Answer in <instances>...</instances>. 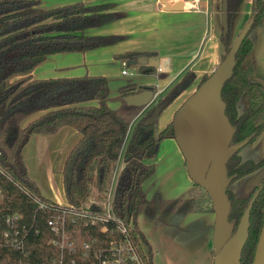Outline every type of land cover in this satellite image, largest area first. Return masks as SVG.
Listing matches in <instances>:
<instances>
[{"label": "trees", "instance_id": "16d2710c", "mask_svg": "<svg viewBox=\"0 0 264 264\" xmlns=\"http://www.w3.org/2000/svg\"><path fill=\"white\" fill-rule=\"evenodd\" d=\"M242 1L225 0L226 24H220L218 36L223 49L221 60L232 44L229 41L230 18ZM263 16L264 0H251L246 21L248 31L234 54L230 74L220 89L224 115L233 129L229 143L232 146L251 144L263 127L257 123V118L264 109V87L250 79L251 68L242 64L251 48L248 34L261 23ZM114 17L107 3L74 2L47 8L38 0H0V167L6 174V177L0 175V226L4 227L5 217L18 214V222L12 221L10 225L16 229L17 223L23 225L25 232L20 247L0 244V264H56L58 260L57 248L47 244L52 236L45 224L49 211L38 209L36 202L24 191L45 202L51 200L41 195L25 167L18 165V160L31 135H52L63 126L79 133V139L69 150L61 169L65 201L75 209H99L97 204L87 203L90 185L101 194L113 165L116 161L121 162L112 210L127 225L129 236L144 263L152 264L150 248L136 222L137 214L151 217L154 212L153 201L147 198L143 183L153 175L155 165L144 163V160L153 158L157 141L171 138L172 127L169 122L155 135L154 122L144 125L143 121L155 105L164 100L169 104L183 89L176 91L177 85H171L157 93L154 102L142 109L127 105L124 97L152 87L125 84L110 96L108 81L101 75L31 77V71L48 55L80 53L113 43L116 40L113 35L84 38L81 34L84 29L101 25ZM139 55L127 52L117 57L127 60ZM138 70L151 72L146 67ZM205 79L203 77L197 86ZM241 98L245 99V106L239 112ZM109 101H116L118 105L111 108ZM38 112L37 117L22 125L24 119ZM238 152L239 149L225 164L228 180L225 195L229 202L227 221L231 224V233L234 232L243 210L258 190L249 210L247 236L239 257V264H251L264 219V175L259 184L243 197L230 192L229 185L262 166L264 156L254 161L242 159ZM193 188L188 198L161 201L160 211L183 213L194 210ZM131 195L134 199L128 212ZM67 231L76 251L64 253L61 264H88V256L82 258L78 250L83 241L99 237L97 227L84 226L82 221L75 220L68 222Z\"/></svg>", "mask_w": 264, "mask_h": 264}, {"label": "crops", "instance_id": "0c3cea01", "mask_svg": "<svg viewBox=\"0 0 264 264\" xmlns=\"http://www.w3.org/2000/svg\"><path fill=\"white\" fill-rule=\"evenodd\" d=\"M38 1L42 7L47 8L74 2L85 4L107 3L109 4V11L115 17L101 25L84 29L81 35L84 38L113 35L116 40L111 44L80 53L48 55L43 62L31 71L33 79L73 77L84 74L101 75L106 78L112 74L108 73L105 66L110 65L116 58L120 62H128L130 59L122 60L117 57L127 52L140 53L141 55L134 58L139 61L130 64L134 70V74L131 75L132 79L126 80L127 77H122L124 82L117 84L118 86L113 89V92L111 91V96L115 95L118 87L125 84H133L136 87H152L150 90L157 94L169 86L179 83L182 78L189 74L187 77H191L189 83L191 85L181 91L158 114L157 117L160 118V121L157 131H160L167 123L171 122L173 113L179 107V104L193 92L199 81L203 77H207L221 60L223 49L218 38L221 0H180L182 6L178 10L163 9L160 0ZM174 1H169V3L172 4ZM250 3L251 0L242 1L237 12L230 18L229 28L238 26L237 30H239L246 23L250 12ZM230 37L231 35L229 41L233 42L232 37L231 39ZM249 39L251 48L242 64L251 68L250 79L264 87V16L261 23L250 33ZM141 67L150 68L151 72H140L138 69ZM108 105L115 108L118 103L109 101ZM39 114L40 112L32 114L23 121L22 125H25ZM257 123L263 125L262 131L251 144L259 142L264 136V109L258 116ZM33 135L29 137V140ZM36 135L38 136L34 137L36 146L44 151V153L39 154L41 159L44 157L45 152L54 151L57 158L50 170H55L60 174L57 181L62 187V165L69 150L79 139V133L71 127L63 126L50 137ZM165 139L174 142L172 138ZM179 155L181 156V153ZM158 156H161V153ZM29 158L30 153H22L21 149L20 161L25 170ZM57 159H59L58 166L56 165ZM122 165L121 162L116 161L113 167L118 171ZM51 173H47L48 179H51ZM29 178L32 179L31 176ZM186 180L187 184L183 185L185 188V192H183L186 193L185 197L164 196L159 201L188 198L193 187L192 182L189 179ZM33 181L37 185L36 181ZM52 181L54 182L53 179ZM174 188L176 187H169V189ZM233 194L236 195L234 192ZM42 196L59 204L67 203L65 198L62 202H58L52 198ZM95 198L97 197H92L90 191L87 203L96 200ZM160 202L158 204L159 211L157 210L151 217L143 213L136 216L137 227L150 248L152 264H212L213 209L206 208L207 210L199 212L200 215L197 214L198 212L194 213V210L183 213L161 212ZM198 219L200 220L199 225H191L192 221Z\"/></svg>", "mask_w": 264, "mask_h": 264}, {"label": "water", "instance_id": "95a60500", "mask_svg": "<svg viewBox=\"0 0 264 264\" xmlns=\"http://www.w3.org/2000/svg\"><path fill=\"white\" fill-rule=\"evenodd\" d=\"M160 0L165 10L181 9L182 2L175 0ZM220 24H226L225 0H221ZM249 23L246 22L225 53L223 59L213 71L201 82L193 92L179 105L171 119V138L178 147L189 179L209 196L214 211L212 231V264H239L242 246L247 236L248 214L252 202L258 192L256 190L247 203L242 215L231 233V224L227 221L229 202L225 195L228 180L225 164L230 156L241 145H229L233 129L225 115L220 89L224 80L229 76L234 62V54L247 33ZM138 59H130L133 64ZM191 82L186 77L175 87L176 91L184 89ZM156 93L148 88L124 97L127 105L145 108L155 100ZM168 100L155 105L150 114L144 119V125L152 124ZM2 108H0V114ZM18 165H22L18 160ZM134 195L127 203L130 212ZM264 264V219L256 241L252 263Z\"/></svg>", "mask_w": 264, "mask_h": 264}, {"label": "rangeland", "instance_id": "374dc122", "mask_svg": "<svg viewBox=\"0 0 264 264\" xmlns=\"http://www.w3.org/2000/svg\"><path fill=\"white\" fill-rule=\"evenodd\" d=\"M244 25L245 23L243 24V26ZM237 27L229 28L230 35L233 40L236 38L240 30L242 29L241 27L239 30H237ZM252 30L249 32L248 37L252 32ZM105 67L107 68L108 73L112 74L111 76L106 77L110 89L109 92L110 96H111V91L113 92V89L118 86L117 84L119 82L120 83L124 82V80H122L123 79L122 77H127L125 78L126 80H131L132 79L131 75L134 74L132 65L126 62V64L122 66L121 62L117 58L114 59V62H111L110 65H107ZM120 69L126 70V74H121ZM116 76L118 77L120 76V78ZM177 84L179 83H176V85ZM190 85L191 84H189L185 89H187ZM244 106H245V99L241 98L238 102V111L240 112L244 108ZM23 121L21 123H23ZM159 121L160 118L156 117L154 121L155 135L158 132L157 129H158ZM34 137L36 138L38 136L34 134L31 140H28L27 144L22 148V153H30V158L27 163L26 171L28 175L31 176V178L36 181L42 195L48 198H52L58 202H62L64 198L63 191L61 184L57 181V177H60V174L57 173L55 170L53 171L50 170V167L52 168V164L57 157L54 151H47L45 152L44 157L41 159V157H39L40 156L39 154L44 153V151L42 149L40 150L38 146H36V140ZM46 137H50V135H46ZM160 153L161 156H158ZM179 153L180 151L176 146L175 142H169L167 139L164 138L157 141L156 152L153 158L144 160V163H153L155 165V172L149 179H147L143 183V189H145L144 190L145 194H147V197L153 201V206H154L153 213L157 212V210L159 211L158 204L162 200L161 197L173 196V197L183 198L186 196V193H184L185 188L183 187V185L187 184L186 179H189V177L186 173L185 166L182 161V156H180ZM238 153L242 159H250L254 161L260 160L264 156V136L259 142H256L254 144H247L240 147ZM56 162H57L56 165L58 166L59 159H57ZM48 172L50 173L52 172L51 179H48V175H47ZM113 172H114V167L112 168V171L109 176L110 180ZM116 172L117 171L115 169V175H113V178H115ZM263 175H264V164L260 166L257 170L253 171L252 173L247 174L244 177H241L233 181L229 185V190L232 193L234 192L239 197H243L247 195L255 186L259 184ZM52 179L54 180V182L53 181L51 182ZM109 179L108 181H110ZM171 186L172 187L174 186L176 188L169 189V187ZM192 187H194L193 189H194V200H195V207L193 212L194 213L198 212L197 214H199V212L207 210L206 208L211 209V201L207 196L206 192L199 186H194L193 182H192ZM113 189H114V184H113ZM90 191L92 197H97L95 198L97 201H101L104 199V191L101 194H96V191L92 185H90ZM159 199L161 200L159 201ZM193 224L199 225L200 220L198 219L196 221H192L191 225Z\"/></svg>", "mask_w": 264, "mask_h": 264}, {"label": "built area", "instance_id": "2783aa9c", "mask_svg": "<svg viewBox=\"0 0 264 264\" xmlns=\"http://www.w3.org/2000/svg\"><path fill=\"white\" fill-rule=\"evenodd\" d=\"M125 64V61H121L122 66ZM121 74H126V70L122 69ZM0 175L6 177L1 167ZM113 175H115V169L111 180L109 179L110 181L107 182L105 187L104 199L89 202L97 204L99 209H75L68 203L45 202L31 196L28 191H24L27 196L36 202L38 209L49 211L45 224L52 236L47 240V244L58 250L56 264H61L64 253L76 251L73 248L72 241L69 240V232L67 231L68 222L73 223L75 220L82 221L84 226L97 227L100 233L99 237H91L80 244L78 255L82 258L88 256V264H145L129 236L127 225L112 210L113 184L115 188L116 181V176L113 178ZM19 219L20 215L18 214L5 217L4 227L0 226V244L6 243L20 247L22 238L25 235L23 225L17 223V229L10 225L12 221L17 220L18 222ZM4 238H7V240L3 241Z\"/></svg>", "mask_w": 264, "mask_h": 264}]
</instances>
